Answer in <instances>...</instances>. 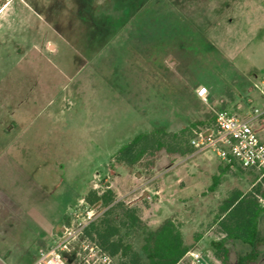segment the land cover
<instances>
[{"label":"rangeland","instance_id":"rangeland-1","mask_svg":"<svg viewBox=\"0 0 264 264\" xmlns=\"http://www.w3.org/2000/svg\"><path fill=\"white\" fill-rule=\"evenodd\" d=\"M188 1L200 0H0V237L13 234L14 239L9 235L8 242H0V264H32L38 251L55 245L66 227L77 231L87 211L103 213L104 207L89 208L84 201L92 188H111L117 201L140 209L144 228L132 237V243L143 263L145 233L156 231L165 216L173 215L189 247L178 264H222L212 245L224 237L214 225L215 218L232 192L248 193L258 187L262 172L234 166L222 176L216 192L208 189L209 175L204 191L187 199L171 193L176 200L169 203L171 211L165 207L158 211L152 208L158 197L157 181L184 157L162 151L154 167L149 168L147 158L124 170L109 161L136 135L158 126L168 129L172 118L188 116L196 105L178 93L171 97L167 78L156 83L149 77L162 72L159 62L174 23L186 31L196 30L192 13L176 20L171 10L188 9ZM217 1L205 0L211 6ZM260 19L254 31L242 30L240 43L234 41L240 32L233 28L226 30L227 40L219 37V45L215 43L222 51L247 49L240 64L224 58L218 65L225 81L213 83L219 90L210 92L213 110L209 100L204 102L210 111L207 126L213 124L215 111L244 117L255 104L261 106L259 97L255 98L261 95L255 83L264 89V81L252 82L242 75L243 67L252 62L249 54L264 49L258 41L264 37V13ZM258 31L260 36L251 42L249 35ZM259 62L264 66V58ZM236 68L241 72L234 73ZM135 76L141 79L138 93L142 97L136 102L129 98L127 104L118 95L126 88L122 79ZM180 125L175 122V127ZM260 126L264 127L261 121ZM261 188L264 191V182ZM260 202L264 206L263 198ZM73 204L53 239L43 244L28 240L29 231L36 230L34 223L52 220L60 205ZM20 220L26 223L18 224ZM259 224L264 235V212ZM92 244L81 234L63 255L69 264H89L84 245ZM226 247L229 264L250 251L239 241L229 240ZM191 253H199L201 262ZM259 253L254 264H264V246ZM90 262L100 264L96 259ZM113 262L118 264L116 258Z\"/></svg>","mask_w":264,"mask_h":264},{"label":"crops","instance_id":"crops-1","mask_svg":"<svg viewBox=\"0 0 264 264\" xmlns=\"http://www.w3.org/2000/svg\"><path fill=\"white\" fill-rule=\"evenodd\" d=\"M188 7L189 8L187 9L185 6V10H183V7V11L181 12L178 10V8H173L174 10H171L174 14V19L176 20L177 16L179 17L186 13H192L191 16L196 19L195 22L193 21L195 26H197L196 30L186 31L185 29H182L180 26H178L179 24L176 25V23H174L172 31L167 35V42L165 43L164 50H162L163 54L159 62L162 74L158 70L154 76H149L151 80L156 83L159 82V80L162 82L167 78L166 82L171 84H167V93L171 95V97L175 98V95L178 93L185 99L195 101L196 105L194 108L190 109L188 116L183 114V117L181 116L182 118L179 116L172 118V123L170 124L172 126L168 127L169 130L170 128L174 130L172 132L181 131L194 122L207 121L210 111L207 107V104L204 103V101L198 95V89L200 87L207 88L209 97L208 100L211 103L208 104V106L211 110H213V95L211 96L210 92L213 93L215 90V93H219L216 84L213 83H221L225 81L220 77L218 65L221 62H224V58L225 60L233 59V63L236 65L240 64V61L238 60H242L241 55H243L247 49L246 46L238 47V49L231 48L230 51L227 50L228 54L230 55L228 56V54H226L227 51H222L221 48L215 46V43L217 42V45H219V37L222 38L221 41L227 40L225 38L227 29L231 30L233 28L236 30V32H240L241 35L239 34L237 39L234 40H237L238 43H240L242 40V30L248 29V32L254 31L255 29L253 28H255V26L260 23V16H262L264 13V0H218L214 6H211V4L207 5L205 0H200L197 4L191 1ZM249 36L250 41L255 43L254 41H256V37L260 36L259 31L257 33L253 32ZM258 41L263 47L264 37L260 36ZM249 49H251L252 52L254 48L250 47ZM223 52H225V54H223ZM249 56L252 62L249 66L243 67L242 75L249 81L263 82L264 80H262V74L264 73V66L260 67L259 61L263 60L264 58V49L259 51L257 48V51L254 50L252 54H249ZM170 60H172V62H170ZM257 60L259 61L257 62ZM240 68H242V65H240ZM240 72L241 71L238 70V68L234 70V73ZM103 76L106 77L109 83H111L109 79L110 76L108 77L106 74ZM135 78L136 79H134V77H127L125 80L122 79V82H124V85L122 86H125L126 88H124V92L120 90V94L118 95L124 98L127 104L129 103L127 101L129 98H132V102H136V99L142 97V95L138 93L140 90L138 87V82H140L141 79L136 76ZM228 82H230V80H228ZM109 83L108 85L110 86V90L115 92L114 85L111 87ZM255 85L257 88H259L258 91L261 94H255V98L258 99L259 97L261 106L257 107L255 104L252 106L251 111H249L247 115H244V117H249L251 119L253 127L264 142V127L260 126V121L264 124V95L261 91L263 88L259 87V85L256 83ZM155 87L158 88V84L155 85ZM156 90L158 91V89ZM224 95L225 94L222 96ZM132 106L134 110L137 108L136 103H133ZM255 109H258L262 114H256L254 112ZM177 121H180L181 125L175 127V122ZM200 128L207 129L209 127H207V124H204L199 125L198 129ZM112 160L113 157L109 159V161ZM220 161L221 162H219L217 159V155L211 151L197 152L194 150L191 154L185 156L180 162L174 163L171 166V169L160 178V181H157L155 193L158 197L152 208H158L157 210L160 211L161 207H165V211H171V205H169V203L175 200L173 199L171 193H174V196L176 194L177 196H183L184 199H187L192 194H197L204 191L202 188H205V179L210 175L212 180L214 176L219 175L223 169H226L225 167L227 164L221 159ZM109 164L110 162L108 163V166ZM114 168L124 170L125 168L132 167L117 165ZM230 168H234V166H230ZM109 170L112 171L111 169ZM113 172H115V170H113ZM226 173H223L222 176ZM211 185L212 182L209 183L208 186L210 187ZM217 190L213 192H216ZM88 191H86V193ZM168 194H170V198ZM75 204L70 205L67 208H64L62 205H60L57 208L58 214H56L54 219L48 220L47 222L40 221L34 223L33 225L36 226V230L29 231L28 235L30 238L28 240L31 242L34 240L33 242L37 241L43 244L53 239L58 229L60 227H64V218L68 216L69 210H71ZM172 218L173 215H168L165 216L164 220ZM164 220H162V222ZM25 223L26 221L21 222L20 220L18 224L22 225ZM9 235L10 234L7 235V238L0 237V242L2 243L4 240L8 242L9 238H11L10 236H12L10 240L13 241V234L10 236Z\"/></svg>","mask_w":264,"mask_h":264},{"label":"trees","instance_id":"trees-1","mask_svg":"<svg viewBox=\"0 0 264 264\" xmlns=\"http://www.w3.org/2000/svg\"><path fill=\"white\" fill-rule=\"evenodd\" d=\"M215 117L213 116V124ZM204 124L209 125L207 121H199L178 132L158 126L151 131L140 133L115 153L112 165L135 167L148 158L151 168L162 151H166L169 156L185 157L195 150L191 139L198 126ZM213 124L207 127L211 128ZM225 168L213 177L210 192L218 189L222 182L221 176L230 169V165ZM263 182L264 179L258 187L248 193L239 190L232 192L220 207L214 225L224 237L212 242V245L222 264H229V250L226 247L229 240L239 241L250 248L248 253L237 259L236 264H254L258 260L259 249L264 246V235L261 234L259 224L264 212V206L260 202L261 198L264 199V191L261 188ZM116 198L111 188H92L86 193L84 201L87 205L91 208L104 207L106 210L84 229L85 238L112 258H116L118 264H178L185 257L189 247L185 243L180 226L173 219H167L156 231L145 233L143 251L146 262L143 263L132 243V237L144 228L140 209L117 201Z\"/></svg>","mask_w":264,"mask_h":264},{"label":"built area","instance_id":"built-area-1","mask_svg":"<svg viewBox=\"0 0 264 264\" xmlns=\"http://www.w3.org/2000/svg\"><path fill=\"white\" fill-rule=\"evenodd\" d=\"M264 80V73L262 74ZM264 95V89H261ZM198 95L204 102H208V90L206 87L198 89ZM256 114H262L258 109ZM215 124L211 128L197 129L191 139V144L197 152L211 151L227 165L240 167L245 170H255L264 175V142L252 125L249 117H240L228 110L215 111ZM89 206V205H87ZM89 208H91L89 206ZM102 213L96 214L93 209L86 213L83 223H79L77 231L66 227L64 234L55 245L42 248L38 251L33 264H69L63 255L71 240L84 234V229L96 221ZM88 251L87 258L96 259L100 264H114L113 258L103 252L97 245H84ZM193 259L200 263L201 255L191 253ZM86 258V257H85ZM84 258V260H85ZM89 260H86L89 264Z\"/></svg>","mask_w":264,"mask_h":264}]
</instances>
